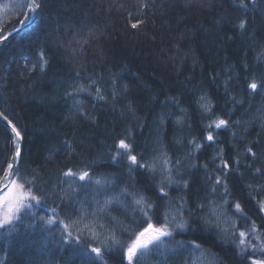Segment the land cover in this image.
<instances>
[{
	"label": "trees",
	"instance_id": "16d2710c",
	"mask_svg": "<svg viewBox=\"0 0 264 264\" xmlns=\"http://www.w3.org/2000/svg\"><path fill=\"white\" fill-rule=\"evenodd\" d=\"M25 3L0 0V35L20 25L21 12L27 11ZM63 3L67 11L48 18L54 23L46 29L47 35H31L35 17L0 48V110L27 132L23 148L31 161L26 163L35 169L34 184L42 191L34 190L32 176L23 169L26 179L19 175L12 179L26 184L25 196L44 197L22 208L14 226L0 228V264H90L95 254L85 247L105 246L113 249L103 258L106 264H121L123 249L112 243V236L123 242L138 230L131 198L121 194L124 187L135 198L143 195L152 202L163 187L169 195L160 210L169 205L170 220L181 197L188 198L189 208L212 201L227 230L217 233L197 225L191 229L193 235L175 237L196 239L201 250L191 251V258L189 250L169 241L168 247L140 255L138 264H234L238 249L233 253L230 243L224 242L233 231L248 232L247 239L257 245L264 241V212L259 210L264 202V94L245 87L246 82L259 81L264 75L261 0H243L246 8L241 0ZM241 19L248 21L246 30L238 26ZM41 51L48 61L43 71ZM91 80L96 81L91 98L65 95L80 85L88 86ZM97 88L106 100L95 98ZM74 100L84 101L81 107L86 117L73 107ZM201 104L211 105V115L203 112ZM216 118L228 120L229 125L213 130L216 139L206 141L204 126ZM4 132L0 121V146ZM129 133L131 141L127 142L135 147L132 154L138 158L143 154L141 163L155 165V172L147 173L155 187L147 184L144 170L128 180L125 168L126 184L99 191L78 175L64 176L69 169L77 174L88 170L85 165L96 161L100 167L94 171L103 174L101 179L118 177L121 170L110 159L116 152L113 138L126 139ZM195 144L203 148L197 150ZM165 158L172 162L169 168L180 161L176 167L185 174L177 175L173 168L172 177L189 180V189L169 186L162 164ZM224 161L229 168L223 167ZM217 176L227 182L230 205H224L219 194L210 193ZM61 197L73 209L70 220L59 210ZM106 199L120 204L105 207ZM235 203L243 213L235 209ZM81 206L87 210L83 218ZM5 210L6 206L0 207V214ZM244 214L246 221L241 219ZM184 215L188 217L187 212ZM206 215L207 209L192 220ZM49 219L56 222L49 224ZM60 220L70 225L73 237L79 235L83 244L63 242Z\"/></svg>",
	"mask_w": 264,
	"mask_h": 264
},
{
	"label": "snow or ice",
	"instance_id": "6c2138e0",
	"mask_svg": "<svg viewBox=\"0 0 264 264\" xmlns=\"http://www.w3.org/2000/svg\"><path fill=\"white\" fill-rule=\"evenodd\" d=\"M243 7H247L246 4L241 0ZM255 6V4H254ZM27 11H22L21 15L24 16V19L20 21L22 26L27 25L29 20H32L33 17H38L35 21V34H44L47 35L46 29L54 23V20L48 18L55 17L60 14H65L67 11V6L63 3V0H26L24 5ZM141 7L146 8L147 4H142ZM260 11L264 13V0H261ZM47 13V17L44 15ZM248 21L241 19L239 22V28L246 30V24ZM133 28H136L137 25L133 24ZM20 29H15L14 32L18 33ZM13 33H9V37ZM9 37L0 35V42L7 43ZM43 51L40 52V68L43 71L45 66L48 64V61L43 59ZM35 67V65H33ZM96 81L91 80L88 86L80 85L77 87L74 92L65 93L68 97L78 96L80 94H87L89 98L93 96L91 92V86L95 85ZM246 89H250L255 94H264V75L261 76L260 80L257 81L255 78L252 79L251 83H245ZM100 89L97 88L95 98L97 100H106V97L100 95ZM115 96V93H113ZM174 99V98H173ZM6 102V101H5ZM84 101L74 100L73 107L79 112L82 116H87L83 112L81 105ZM201 109L204 113L211 115L212 107L210 104H201ZM184 110L181 109V112ZM0 120L5 122V132L3 137V144L0 146V207H5L6 210L0 214V228L12 227L15 225L16 221L20 218V211L24 207H31L30 201L35 200L37 203H40L44 200V197H34L29 193L25 196L24 189L26 187L25 183H20L18 180L12 179L13 177L20 176V179H26L22 175L21 169L24 172H27L28 175L32 176V183L36 181L35 169H31L28 166L27 161H31V156L26 155L23 148V141L27 132H22L20 127H17L16 123H13L12 120L4 114L3 111H0ZM180 121L178 120L177 123ZM229 125V121L225 119H211L210 122L204 126L207 130V135L205 137L206 141H214L216 137L213 135V130H219ZM131 141V134L129 133L126 139H119L118 141L113 138V146L116 148L115 154L110 156V159L116 162V166L120 168L121 174L109 178L104 176L103 179L100 177L103 174H98L94 171V167H100V164L96 161H93L90 165H85L88 170H84L77 174L69 169L64 173V176H71L78 178L80 181H87L89 184H95L97 191L99 190H109L110 188L116 187L118 183L126 184L127 181L124 179L125 168L128 180L133 178V174L144 170L145 180L147 184H152L155 187L154 180L151 176H148L147 173L155 172L154 164L141 163L143 160V154H140L139 158L137 155L132 154L135 151L134 144ZM192 144V141H189ZM194 147L199 150L203 148L202 144H195ZM247 151L256 156V153L252 151L251 148H248ZM159 157H157L158 159ZM172 162L165 158L162 161L164 170L167 171L168 184L169 186L175 185L177 188L182 190H187L190 188L189 180H175L172 177L173 168L177 175H184L185 173L181 171L179 167H176L180 164V161H175L173 168L167 167ZM224 168H229L227 161L223 163ZM257 172L260 169H256ZM95 177V179H94ZM211 179V177H209ZM146 184V187H147ZM223 189L220 192V189ZM35 191H42V189L34 184ZM152 190V189H149ZM158 193L161 194L158 196L157 201L152 202L146 199L143 195H140L139 198H135V193H130L128 187L121 188V194L131 198V202L134 205L133 212L136 215V219L133 221L135 227L138 229L129 233V238L127 241H120L116 239L115 235L112 236V243L114 245H119L122 249L121 255V264H124L126 261L127 264H138L140 255L150 251L152 248H161L168 247L169 241L177 246H182L183 250H189L191 258V251H199L201 247L197 244L196 239L192 240H176L177 235H193L194 233L191 229L195 228L197 225L200 226V230H215L217 233H224L227 230L223 229L219 218L217 216V208L212 206V201H205L204 203H197L194 208H189L188 198L181 197L179 198L176 215L169 219L168 208L169 205H164V211L161 212L162 202L165 198L168 197L169 193L164 191L163 187L158 188ZM211 194H219L223 200L224 205H230L229 199L227 198L228 187L227 182L222 180L221 177L217 176L215 178V183L211 186ZM25 200H28L29 203L26 205ZM62 207H59V210L65 217L69 220L71 219V213L73 209L70 206V203L63 200L61 197ZM195 203V201H193ZM120 204L119 200L115 199H106L105 207L108 205ZM235 209L238 212L243 213V209L239 203L234 204ZM207 209L208 215L206 216H197L196 220L193 221L192 217L196 213L204 212ZM261 212H264V202L260 204ZM56 213V209H52ZM185 212L188 213V217H185ZM151 213V215H150ZM79 214L83 216L87 215V210L85 207L81 206ZM243 221L247 220L246 214L241 218ZM53 219H49L47 223L53 224ZM58 225L61 226V239L64 243H75L77 245L83 244L81 237L79 235L73 237L72 232L69 231L70 225L65 223L63 220L58 221ZM87 227V225L85 226ZM103 227V225H101ZM235 227V225L233 226ZM255 229V223L253 222V231ZM124 231H127L125 229ZM249 233L245 231H239L238 233L233 231L229 240L224 242L230 243L233 253H236L238 249V257L234 259V264H264V241H261L259 245L251 243L247 237ZM223 239V237H219ZM256 239H260L259 236H256ZM86 251H90L95 254L90 264H106V261L103 259L106 254L112 253L113 249L105 246L101 247H91L88 249L85 247ZM175 250V249H173ZM242 258V260L240 259Z\"/></svg>",
	"mask_w": 264,
	"mask_h": 264
},
{
	"label": "water",
	"instance_id": "95a60500",
	"mask_svg": "<svg viewBox=\"0 0 264 264\" xmlns=\"http://www.w3.org/2000/svg\"><path fill=\"white\" fill-rule=\"evenodd\" d=\"M35 19V17H33V19L32 20H30L28 23H27V25L29 24V23H31L33 20ZM26 25H24V26H22L21 24L18 26V27H16L15 29H22L23 27H25ZM14 29V30H15ZM14 30H12L11 32H9V33H13V35L14 34H16V32H14ZM9 33L8 34H6L5 36L6 37H9ZM12 36V35H11ZM10 36V37H11ZM4 44V42H0V48L2 47V45ZM1 111V110H0ZM1 122H3L4 124H5V122L3 121V120H0Z\"/></svg>",
	"mask_w": 264,
	"mask_h": 264
},
{
	"label": "bare ground",
	"instance_id": "6f19581e",
	"mask_svg": "<svg viewBox=\"0 0 264 264\" xmlns=\"http://www.w3.org/2000/svg\"><path fill=\"white\" fill-rule=\"evenodd\" d=\"M168 214L170 215V212Z\"/></svg>",
	"mask_w": 264,
	"mask_h": 264
}]
</instances>
